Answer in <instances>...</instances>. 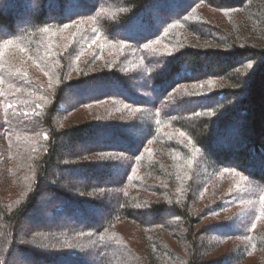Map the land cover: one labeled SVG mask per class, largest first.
Returning a JSON list of instances; mask_svg holds the SVG:
<instances>
[{
	"label": "trees",
	"instance_id": "trees-1",
	"mask_svg": "<svg viewBox=\"0 0 264 264\" xmlns=\"http://www.w3.org/2000/svg\"><path fill=\"white\" fill-rule=\"evenodd\" d=\"M23 1L0 0V264H264V0Z\"/></svg>",
	"mask_w": 264,
	"mask_h": 264
},
{
	"label": "rangeland",
	"instance_id": "rangeland-1",
	"mask_svg": "<svg viewBox=\"0 0 264 264\" xmlns=\"http://www.w3.org/2000/svg\"><path fill=\"white\" fill-rule=\"evenodd\" d=\"M28 1V4L30 3V0H26L25 2L23 1V3L25 4L26 2ZM82 6V5H85V0L83 1V0H81V1H79V3H77V5L76 6H74V9L72 10V9H70V8H68L67 10H66V12L67 13H70V12H73V11H77V10H79V11H83L84 10V8L83 7H81L80 5ZM37 8V6H35V5H32L31 4V9H36ZM50 11H54L55 12V6H53L51 9H50ZM144 13H149V17H150V19H151V21L153 22V23H158V20L159 19H162V18H164V17H166V16H169V14H168V10H165V12L163 13V12H161V11H156L155 9H152V10H150V11H148V10H145V11H143ZM55 14V13H54ZM121 32L123 31V30H120ZM205 68V64L203 63L201 66H200V70H202V69H204ZM87 88V90H86V92H89V93H91V92H99V91H110V92H117L118 91V89L116 90V89H114L110 84H105V85H103V86H100V87H93L92 88V90H90L89 88H91V87H86ZM84 90V92H85V89H83ZM83 90L82 91H80L81 93L79 94V96L78 97H83L84 95H85V93L83 92ZM85 116H89V114H87L86 113V111H84V109H81V110H78V111H76V112H73V115L69 118V120L71 119V120H73V119H76V118H78V117H81V118H85ZM69 120H67V121H65L64 122V125L63 126H65V125H67L69 122ZM167 131H170L171 129H172V126H167L166 128H165ZM127 130H128V132L130 133V135H131V137L132 138H134V139H138L139 137H140V135L144 132V129L142 128V127H136V128H132V126H129L128 128H127ZM113 144H115V142H113L111 139H109V138H103V137H100V138H98V139H96V140H92L91 138H89V139H86V138H84L82 141H80L79 143H76L75 144V147H74V150L76 151V152H78V151H80L81 149H89V148H93L94 146H96V145H113ZM111 147H116V146H111ZM118 171H119V169H117V168H111L110 169V172L108 173V175H107V179L105 178V180H111V179H113V178H115V176H116V174H118ZM52 201H56V200H52ZM50 203H52L51 201H50V199H48V200H45V202L43 203V202H39V205H41V204H44V205H48V204H50ZM60 203V202H59ZM258 210V205H254V206H252V205H247V204H245L244 205V212H243V214H242V216H243V218L245 219V221L246 222H250V219H251V217H252V213H255L254 212V210ZM53 212H48V211H44L42 214H43V216H44V218H46L47 216H50L51 214H52ZM96 218L97 219H99L100 218V212L99 213H97L96 214ZM261 216H262V213H261V215H259L258 217H257V219H261ZM47 219V218H46ZM51 219H53V218H51ZM57 219H60V218H58L57 217ZM69 219V218H68ZM35 221H36V219H34ZM207 220H201L200 221V224H203V222H206ZM217 222H219V221H217ZM229 223H231L229 220H228V218H226V219H224L223 221H221L220 222V224H219V227H218V231L220 230V229H222V227H223V224H229ZM232 226V225H231ZM230 226V227H231ZM30 227H32V225H31V223L29 222H25L24 223V226L22 227V231H26V230H28V228H30ZM224 251V249L222 250V251H217L216 253H218V254H220V253H222ZM31 261H33L32 260V258H31ZM20 262H23V263H28V261H20Z\"/></svg>",
	"mask_w": 264,
	"mask_h": 264
}]
</instances>
